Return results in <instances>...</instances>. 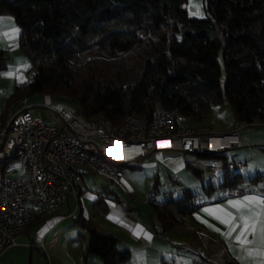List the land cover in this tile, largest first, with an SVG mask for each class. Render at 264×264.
<instances>
[{"label": "trees", "instance_id": "1", "mask_svg": "<svg viewBox=\"0 0 264 264\" xmlns=\"http://www.w3.org/2000/svg\"><path fill=\"white\" fill-rule=\"evenodd\" d=\"M187 0H0V16L18 26V47L29 62V79L16 85L5 107L36 94L74 102L89 120L120 124L130 113L152 117L158 107L200 120L227 99L233 127L264 124V0H203L205 16L188 15ZM221 57L225 82L221 86ZM7 58L0 48V69ZM0 115V121L3 119ZM222 159L226 155H204ZM124 166V165H123ZM201 177V170L187 163ZM122 165H119L120 170ZM223 171L202 192L182 189L177 198L148 200L165 235L184 224L211 190L263 182L264 174ZM154 180V191L157 188ZM106 197L114 189L106 186ZM104 199L93 209L105 213ZM36 219L39 221L44 219ZM88 234L85 254L102 264H130L119 238L92 218L78 217ZM161 264H176L163 260ZM194 264H208L205 256ZM226 264H240L228 260Z\"/></svg>", "mask_w": 264, "mask_h": 264}, {"label": "built area", "instance_id": "2", "mask_svg": "<svg viewBox=\"0 0 264 264\" xmlns=\"http://www.w3.org/2000/svg\"><path fill=\"white\" fill-rule=\"evenodd\" d=\"M51 113L59 124L43 121L37 106H29L25 96L5 107L0 121V254L36 219L61 209L67 196L78 198L84 175H91L93 182L102 178L111 189H126L119 165L136 163L155 151L218 155L239 144L233 133L201 135L185 116L164 107H158L150 118L132 112L120 124L86 119L78 108ZM18 159L23 162L21 169L9 173L7 168ZM243 165L212 162L209 169L214 173ZM96 185V198H107L104 188ZM248 186L228 187L224 194L243 195ZM257 188L264 194V188Z\"/></svg>", "mask_w": 264, "mask_h": 264}, {"label": "crops", "instance_id": "3", "mask_svg": "<svg viewBox=\"0 0 264 264\" xmlns=\"http://www.w3.org/2000/svg\"><path fill=\"white\" fill-rule=\"evenodd\" d=\"M5 22L9 23L10 21L3 15L0 16V48L9 50V33L16 32L19 28L11 25L6 29ZM16 85H19L17 78L9 79L7 85L0 82V115H4L5 101ZM26 98L27 104L30 106L29 99ZM39 98L36 101L52 102L57 100L56 97L51 95H43ZM30 112L32 115H36L34 109H30ZM245 126L255 127L248 129L242 127L239 130H233L239 144L232 148L247 147L256 143L254 140L261 141L259 143L264 144V124L253 123ZM193 129L196 130V128ZM151 154L145 155L136 163L124 166L131 169H140L141 162ZM226 161L228 162L227 156ZM241 163L244 164L242 168L247 167L245 162ZM224 170L226 168L222 169V171ZM255 172L264 174V172L258 170H255ZM255 172L250 173L249 176H253ZM155 179L158 185L157 175H155ZM122 183L126 185L124 170ZM253 184L264 188V183L261 181L246 183V186L249 185L246 192L239 196L227 197L222 189H218L220 194L213 199H210L209 196L216 189L211 190L209 194H200L198 200L202 203L201 206L194 210L191 215L185 216L187 219H183L184 224L182 225L192 231V238L197 240L195 247L191 243H186V247L179 249L181 253H185L191 248L196 250L197 256L191 262L186 259H177L175 252L171 249L175 245L169 246L165 235L155 232L154 228L159 229V223L154 217V209L152 212L141 213L136 205L123 202L120 196V201H115L112 199L114 194H109V197L102 201L107 208L106 212L98 213L93 209L94 202L97 199L94 193L97 190L82 191L80 187L78 198L73 195L67 196L61 209L44 219L31 223L18 234L15 243L0 254V264H102L98 256L84 253L88 242V234L77 223L78 217H90L100 227L115 234L119 238L117 247L130 251V264H161L163 260H174L176 264H194V260H198L203 256L206 257L208 264H226L228 260L240 264H264V255H261V253H264V247H261L258 242L247 245L236 240L242 223L238 219L234 220L233 223L237 224L238 227L236 231L228 235L230 226L222 222L227 218L225 213H232L238 217L239 213L233 207L232 202L244 201L245 197L264 199V194L257 187L252 186ZM71 196L74 197L75 207L70 205L69 197ZM85 196L92 198V209L86 203H83ZM201 197L205 198L201 199ZM252 207L256 206L252 205ZM248 239L251 240L253 237L249 236ZM249 250L252 251L251 255L248 254Z\"/></svg>", "mask_w": 264, "mask_h": 264}, {"label": "rangeland", "instance_id": "4", "mask_svg": "<svg viewBox=\"0 0 264 264\" xmlns=\"http://www.w3.org/2000/svg\"><path fill=\"white\" fill-rule=\"evenodd\" d=\"M186 7L188 15L191 17L199 18L205 16L203 0H187ZM3 16L10 21L9 23L5 22L6 29L11 25L17 27L12 16ZM13 32L14 31L10 32L8 36L10 49L1 48L6 51L7 55V58L4 61V66L0 69V82L4 85L8 84L9 79L14 78H17V82L21 85L28 81L30 77L28 74L29 62L18 47V31L14 32V34ZM219 60L221 62L220 83L221 86H223L225 82V70L222 65L221 57H219ZM42 96L43 94L29 96V104L30 106H37L39 117L50 124L60 123V120L51 113V110H60L64 108L68 111H73V109L77 108V105L74 102L58 99L57 97V100L52 102L36 101ZM233 120L234 114L232 106L230 102L225 99L221 104L214 106L202 119H187V122L190 127L196 128L201 135L213 136L234 133L235 131L233 130H235V127L232 125ZM236 127L239 130L242 127L248 129L255 126L238 124ZM236 133L238 134L239 131ZM254 142L256 143L248 145L247 147H236L219 152L220 155L227 156L229 163H246L247 167L230 169V174L238 171L246 177L249 176L250 173L255 172V170L264 172V144L259 143L261 141L258 140H254ZM212 162L219 165L223 160L211 156L205 157L204 155L183 153L173 150L155 151L141 162L140 169H131L122 165L121 168L124 169L126 189L122 186H117L114 191L120 196L123 202H129V204L136 205L141 210V213L152 212L153 207L148 203V200L153 199L161 201L168 197L177 198L182 194L183 188H188L192 192H201L202 185H216L218 182L222 181L224 177L222 170H217L214 173L210 171L209 165ZM186 163H190L194 167L199 168L202 173L201 177L196 175L191 169L187 168ZM22 165V160L18 159L15 160L7 170L11 173L13 168L21 169ZM155 175L158 176V185L157 189L154 191L153 183ZM79 185L82 191L99 190L97 185L93 182L91 175H84L83 179L79 180ZM243 186H246V183H244ZM219 194L220 191L216 189L209 198H216ZM205 197H201V199ZM73 198V196L69 197V201L70 205L75 207V201ZM83 203H86V205L92 209L91 197L85 196L83 198ZM183 219L187 218L183 217ZM192 235V231H189L183 226H177L175 229L170 230L165 234L169 246L173 244L175 245V247H171V249L175 252L177 259H186L191 262L192 259L197 256L194 248L185 251V253H181L179 250L181 247H186V243H191L195 247L197 240L193 239Z\"/></svg>", "mask_w": 264, "mask_h": 264}, {"label": "snow or ice", "instance_id": "5", "mask_svg": "<svg viewBox=\"0 0 264 264\" xmlns=\"http://www.w3.org/2000/svg\"><path fill=\"white\" fill-rule=\"evenodd\" d=\"M232 203L239 215L237 217L232 213H225L227 218L222 222L230 226L228 235L236 231L238 225L234 224L233 221L238 219L242 223V227L236 236V240L247 245L258 242L261 247H264V199L245 197L244 201H234ZM252 205L256 207H252ZM249 236H252L253 239H248ZM248 254L251 255L252 251L249 250ZM261 255H264V253H261Z\"/></svg>", "mask_w": 264, "mask_h": 264}, {"label": "water", "instance_id": "6", "mask_svg": "<svg viewBox=\"0 0 264 264\" xmlns=\"http://www.w3.org/2000/svg\"><path fill=\"white\" fill-rule=\"evenodd\" d=\"M96 184L102 186L103 188L106 187V182L105 180H103L102 178H97L96 181H95Z\"/></svg>", "mask_w": 264, "mask_h": 264}]
</instances>
